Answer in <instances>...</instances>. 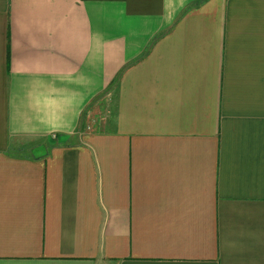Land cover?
Listing matches in <instances>:
<instances>
[{
  "label": "crops",
  "instance_id": "1",
  "mask_svg": "<svg viewBox=\"0 0 264 264\" xmlns=\"http://www.w3.org/2000/svg\"><path fill=\"white\" fill-rule=\"evenodd\" d=\"M0 264H264V0H0Z\"/></svg>",
  "mask_w": 264,
  "mask_h": 264
},
{
  "label": "rangeland",
  "instance_id": "2",
  "mask_svg": "<svg viewBox=\"0 0 264 264\" xmlns=\"http://www.w3.org/2000/svg\"><path fill=\"white\" fill-rule=\"evenodd\" d=\"M105 102H107V99L105 100ZM102 108H103V107H102ZM102 108H101V109H102ZM101 109H100V110H101ZM107 114H108V113H107ZM110 119H111V116H110L109 120H110ZM49 141H50V140H49ZM44 146H45V145H43V146L41 147V149L39 148L38 150H43V149H44V148H43ZM13 150H20V151H23V150H24V151H27V150H28V151H30L31 148L26 146V147H21V149L18 148V149H13ZM32 150H34V149H32Z\"/></svg>",
  "mask_w": 264,
  "mask_h": 264
},
{
  "label": "trees",
  "instance_id": "3",
  "mask_svg": "<svg viewBox=\"0 0 264 264\" xmlns=\"http://www.w3.org/2000/svg\"><path fill=\"white\" fill-rule=\"evenodd\" d=\"M47 154V152H45L42 156H44V155H46Z\"/></svg>",
  "mask_w": 264,
  "mask_h": 264
}]
</instances>
